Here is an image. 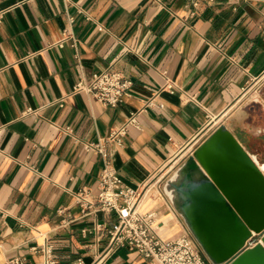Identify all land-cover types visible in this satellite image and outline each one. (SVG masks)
I'll return each mask as SVG.
<instances>
[{
  "label": "crops",
  "instance_id": "1",
  "mask_svg": "<svg viewBox=\"0 0 264 264\" xmlns=\"http://www.w3.org/2000/svg\"><path fill=\"white\" fill-rule=\"evenodd\" d=\"M110 66L133 80L118 106L73 92ZM263 101L264 0H0V264H43L47 243L61 264L103 253L117 215L76 203L83 187L97 195L104 164L84 142L135 113L139 127L110 149L134 187L169 175L222 124L263 163ZM144 207L159 210L165 238L187 228L162 191ZM102 264L155 263L121 247Z\"/></svg>",
  "mask_w": 264,
  "mask_h": 264
},
{
  "label": "water",
  "instance_id": "2",
  "mask_svg": "<svg viewBox=\"0 0 264 264\" xmlns=\"http://www.w3.org/2000/svg\"><path fill=\"white\" fill-rule=\"evenodd\" d=\"M263 164L222 124L164 183L213 264H264Z\"/></svg>",
  "mask_w": 264,
  "mask_h": 264
},
{
  "label": "built area",
  "instance_id": "3",
  "mask_svg": "<svg viewBox=\"0 0 264 264\" xmlns=\"http://www.w3.org/2000/svg\"><path fill=\"white\" fill-rule=\"evenodd\" d=\"M194 5L200 1L192 0ZM57 44L62 46L67 38ZM133 80L122 70L113 66L107 67L91 76H82L76 83L73 92H86L104 105L116 107L130 95ZM175 82L166 77L163 89L174 92ZM148 104H153V99ZM61 105L62 101H61ZM34 112L28 108L24 113ZM130 126L139 127L137 115H130L123 125L114 127L109 135L99 137L96 141L84 142L87 152L99 154L103 157L104 164L100 173L98 192L94 197L89 187H83L75 193L76 203L81 206L82 212L87 213L94 207L105 212H115L116 223L107 230L109 241L103 253L98 254L92 263H87L82 256L73 259L72 264H102L104 257L121 247H127L138 252L155 264H213L204 255L193 234L188 228L172 238L162 235L164 222L160 219L158 209H145L144 205L149 196L163 189L161 180L145 181L141 186L134 187L124 184L118 169L114 166L110 149L111 145L122 146ZM72 133V127L65 128ZM194 151H192L193 154ZM60 212H63L61 210ZM55 245L47 243L42 247L44 254L43 264H61L54 253ZM14 264H24V259L15 258Z\"/></svg>",
  "mask_w": 264,
  "mask_h": 264
},
{
  "label": "rangeland",
  "instance_id": "4",
  "mask_svg": "<svg viewBox=\"0 0 264 264\" xmlns=\"http://www.w3.org/2000/svg\"><path fill=\"white\" fill-rule=\"evenodd\" d=\"M252 93L254 94V91L253 92H251V94L249 95L250 96V98H252ZM262 100V99H261ZM263 104H264V101H263ZM178 167H179V165H178ZM176 170V168L175 169H173V171L172 172H170L169 173V175H167L166 177H164V178H162V180H161V184H162V186L164 185V183L166 182V180L173 174V172ZM162 192L164 193V191H163V189H162ZM165 194V193H164ZM169 199V198H168Z\"/></svg>",
  "mask_w": 264,
  "mask_h": 264
},
{
  "label": "bare ground",
  "instance_id": "5",
  "mask_svg": "<svg viewBox=\"0 0 264 264\" xmlns=\"http://www.w3.org/2000/svg\"><path fill=\"white\" fill-rule=\"evenodd\" d=\"M263 168H264V164H263ZM170 193H172V191H169Z\"/></svg>",
  "mask_w": 264,
  "mask_h": 264
}]
</instances>
